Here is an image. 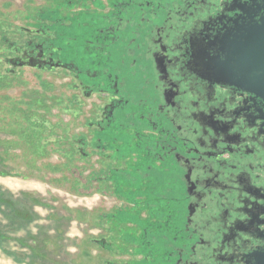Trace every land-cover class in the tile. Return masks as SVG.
I'll list each match as a JSON object with an SVG mask.
<instances>
[{
  "label": "flooded vegetation",
  "instance_id": "1",
  "mask_svg": "<svg viewBox=\"0 0 264 264\" xmlns=\"http://www.w3.org/2000/svg\"><path fill=\"white\" fill-rule=\"evenodd\" d=\"M263 14L264 0H66L14 34L31 39L9 63L63 72L73 117L88 106L68 139L76 189L122 202L104 218L134 225L121 233L152 264H264V100L207 71Z\"/></svg>",
  "mask_w": 264,
  "mask_h": 264
},
{
  "label": "rangeland",
  "instance_id": "2",
  "mask_svg": "<svg viewBox=\"0 0 264 264\" xmlns=\"http://www.w3.org/2000/svg\"><path fill=\"white\" fill-rule=\"evenodd\" d=\"M65 1L0 0V156H10L5 166L0 165V172L12 174L0 176V188L14 194H39L63 217H72L70 223L59 224L58 233L65 234L66 239L61 242L65 246L61 257L64 264H152L148 249L139 246V240L133 241L122 234L137 231L134 225L112 224L104 218L111 212L122 213V202L115 203L107 195L98 197L89 189H76L74 168L78 157L73 154L75 159L68 160L67 156L72 153L68 139L77 140L81 131L87 132L80 124L89 118L85 114L88 106L80 118H74L72 104L69 107L63 101L73 95L69 90L71 79L59 77L63 72L48 74L28 67L18 69L9 63L18 55L22 57V53H16L17 47L31 39L26 36L17 40L14 34L24 27H32L46 7ZM77 6L71 8H81ZM79 167L87 170L84 174L87 176L89 164L82 163ZM35 211L42 220L33 227H53L55 222L47 219V209L36 207ZM0 221L3 227L7 225ZM33 231L36 232L34 228ZM53 231L51 236L56 232ZM5 243L0 245V264H19L2 252Z\"/></svg>",
  "mask_w": 264,
  "mask_h": 264
},
{
  "label": "trees",
  "instance_id": "3",
  "mask_svg": "<svg viewBox=\"0 0 264 264\" xmlns=\"http://www.w3.org/2000/svg\"><path fill=\"white\" fill-rule=\"evenodd\" d=\"M9 159L10 156H0V165L5 166ZM0 176L10 177L12 174L9 171H1ZM36 207L47 209L49 211L47 219L53 220L56 225L54 224L52 228L42 227L43 225L33 227L42 220L35 211ZM54 208L56 207L46 204L39 194L33 192L14 194L0 188V220L7 223L3 227L0 221V245L6 241L2 252L19 264H64L61 257L65 252V246L62 243L66 239L65 234L58 233L59 224L70 223L73 220L72 217H63L60 211ZM51 211L53 213H50ZM73 211L68 210L69 213ZM53 230L56 232L51 236ZM22 231L24 234H19Z\"/></svg>",
  "mask_w": 264,
  "mask_h": 264
},
{
  "label": "water",
  "instance_id": "4",
  "mask_svg": "<svg viewBox=\"0 0 264 264\" xmlns=\"http://www.w3.org/2000/svg\"><path fill=\"white\" fill-rule=\"evenodd\" d=\"M223 60L210 59L207 71L264 100V14L220 42Z\"/></svg>",
  "mask_w": 264,
  "mask_h": 264
}]
</instances>
